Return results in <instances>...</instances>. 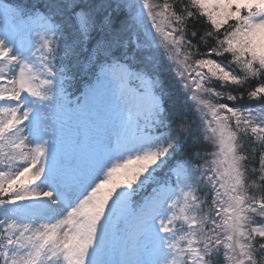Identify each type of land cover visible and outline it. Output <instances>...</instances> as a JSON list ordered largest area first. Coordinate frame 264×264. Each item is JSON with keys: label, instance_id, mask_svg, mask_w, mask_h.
Here are the masks:
<instances>
[{"label": "snow or ice", "instance_id": "6c2138e0", "mask_svg": "<svg viewBox=\"0 0 264 264\" xmlns=\"http://www.w3.org/2000/svg\"><path fill=\"white\" fill-rule=\"evenodd\" d=\"M0 264H264V0H0Z\"/></svg>", "mask_w": 264, "mask_h": 264}, {"label": "rangeland", "instance_id": "374dc122", "mask_svg": "<svg viewBox=\"0 0 264 264\" xmlns=\"http://www.w3.org/2000/svg\"><path fill=\"white\" fill-rule=\"evenodd\" d=\"M92 82L94 84V79L92 80ZM135 86H136L135 82H133L130 85V87H135ZM113 88L118 90L119 89V85L118 84H114ZM90 93H92V85L87 87L84 90V92H82L80 94V99L84 100V97L85 96L88 97ZM87 100L91 101L90 96H89V99H87ZM98 100L99 99H94L93 102L90 103L91 106H87V107H91L90 108L91 109L90 115L96 116L97 121L100 122L99 127H101L100 126L101 124H103V125H106V124L107 125H111V121L113 119V110L111 109L110 105L107 102H101V101H98ZM74 107H75V105L72 106L71 108H68L67 111L64 113V115L62 117L63 122H64V128H63V132H62V143L66 147H72L75 144V141L77 140V136H76L77 135L76 134L77 130L80 131V132L84 131V130H89L88 129L89 127L84 126L83 124L81 125V127H79V126L77 127L76 124L65 126L66 125V121L75 122L76 109H74ZM65 116H67L68 120L64 119ZM91 132H93V131H91Z\"/></svg>", "mask_w": 264, "mask_h": 264}, {"label": "trees", "instance_id": "16d2710c", "mask_svg": "<svg viewBox=\"0 0 264 264\" xmlns=\"http://www.w3.org/2000/svg\"><path fill=\"white\" fill-rule=\"evenodd\" d=\"M28 1H29V0H27L26 2H25V1H21V3H22L23 5H25ZM32 1H34L33 4L27 3L26 5L33 6V5L41 4V3L43 2V0H32ZM204 27H206V25H201V26H200V30L202 31ZM77 76H78V78H79L80 74H78ZM252 86L254 87L255 84H253ZM181 98H183V97H181ZM221 101H223V102H227V103H229V104L234 103V102H228V101H225V100H223V99H221ZM190 103H191V102H190ZM235 103H243V104H245V105H249V104H252L253 102H251V101H249V100L247 99V95H246V93H245V98H244V100H243V101H237V102H235ZM194 117H195L194 110H193V109H192V110H189V111L187 112V118H188V120L194 122V120H195ZM194 125H195V123H193V127H194ZM201 150L204 151L205 148H202Z\"/></svg>", "mask_w": 264, "mask_h": 264}, {"label": "bare ground", "instance_id": "6f19581e", "mask_svg": "<svg viewBox=\"0 0 264 264\" xmlns=\"http://www.w3.org/2000/svg\"><path fill=\"white\" fill-rule=\"evenodd\" d=\"M89 97H86L85 99H88ZM90 98H91V100L93 101L94 99H99V98H94V96H93V94L92 93H90Z\"/></svg>", "mask_w": 264, "mask_h": 264}]
</instances>
